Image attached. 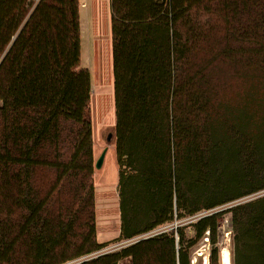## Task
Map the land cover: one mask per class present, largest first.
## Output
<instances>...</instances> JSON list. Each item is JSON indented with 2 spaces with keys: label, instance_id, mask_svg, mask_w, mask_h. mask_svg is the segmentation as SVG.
Here are the masks:
<instances>
[{
  "label": "trees",
  "instance_id": "1",
  "mask_svg": "<svg viewBox=\"0 0 264 264\" xmlns=\"http://www.w3.org/2000/svg\"><path fill=\"white\" fill-rule=\"evenodd\" d=\"M81 4L0 0V264H190L207 231L219 264L227 212L234 264H264V195L218 210L264 190V0H111L119 239L178 225L105 252Z\"/></svg>",
  "mask_w": 264,
  "mask_h": 264
},
{
  "label": "rangeland",
  "instance_id": "2",
  "mask_svg": "<svg viewBox=\"0 0 264 264\" xmlns=\"http://www.w3.org/2000/svg\"><path fill=\"white\" fill-rule=\"evenodd\" d=\"M110 5L111 0H82L81 4L82 56L79 66L88 68L91 73L92 98L90 113L93 120L95 161L104 148L108 147L102 167L100 169L95 168L94 174L96 227L97 230L99 227L101 232L105 230L108 236L103 234L102 240L108 241L102 242L106 246L99 252L116 249L126 242V240H120V236L111 238L112 235H120L121 216L120 203L117 196L119 174L115 145L116 116ZM245 92V100L250 113L260 110L263 105L261 99L264 98V84L252 72L248 73L246 78ZM109 133H112L110 141H108ZM262 195H264V190L227 203L218 208V210H226L236 204L244 203ZM213 212L210 211L207 214H212ZM203 213L205 214L206 212ZM197 215L201 216L202 213ZM199 216L189 218L188 222L196 220ZM175 223L171 225H175ZM171 225L160 227L167 229ZM218 225V241L216 246L219 250V264H227L226 255L228 252H230L231 264H234L235 230L231 214L229 212L225 213L220 218ZM187 234L190 237H196V232L192 227H188ZM208 236L209 234H205L191 248L190 259H192V262L195 256L196 260L199 261L201 259V255L197 256L196 254L201 248L206 247L211 263L212 244ZM98 237L100 241V235Z\"/></svg>",
  "mask_w": 264,
  "mask_h": 264
},
{
  "label": "bare ground",
  "instance_id": "3",
  "mask_svg": "<svg viewBox=\"0 0 264 264\" xmlns=\"http://www.w3.org/2000/svg\"><path fill=\"white\" fill-rule=\"evenodd\" d=\"M196 255L197 256L201 255V259L198 261V260H196V256H195L193 262L191 259V264H209V260H208L209 259V253H208L206 247L201 248L200 251H198ZM230 258H231L230 252H228V254L226 255L227 264H231Z\"/></svg>",
  "mask_w": 264,
  "mask_h": 264
},
{
  "label": "water",
  "instance_id": "4",
  "mask_svg": "<svg viewBox=\"0 0 264 264\" xmlns=\"http://www.w3.org/2000/svg\"><path fill=\"white\" fill-rule=\"evenodd\" d=\"M111 138H112V133H109L108 141H110ZM107 151H108V147H105L102 153L100 154V156L98 157V159L95 161L94 166L96 169H100L102 167Z\"/></svg>",
  "mask_w": 264,
  "mask_h": 264
},
{
  "label": "crops",
  "instance_id": "5",
  "mask_svg": "<svg viewBox=\"0 0 264 264\" xmlns=\"http://www.w3.org/2000/svg\"><path fill=\"white\" fill-rule=\"evenodd\" d=\"M81 2H82V0H81ZM84 2V1H83ZM87 2V1H86ZM116 145V144H115ZM118 174H119V166H118ZM118 182H119V180H118ZM117 196H118V199H119V203H120V196H119V187H118V191H117ZM120 216H121V212H120ZM104 232V233H103ZM103 232H101L100 230H99V227H98V230H97V238L99 239V237H98V235H100V241L99 242H105V241H108V240H102V236H104V235H106L107 236V233L105 232V230L103 231ZM104 234V235H103ZM120 234H121V231H120ZM117 236H120L119 234H116V235H112L111 236V238H115V237H117ZM108 237V236H107ZM110 237V236H109ZM133 239H135V238H133ZM133 239H130V240H133ZM130 240H126V242H128V241H130ZM123 241H125V240H123Z\"/></svg>",
  "mask_w": 264,
  "mask_h": 264
},
{
  "label": "built area",
  "instance_id": "6",
  "mask_svg": "<svg viewBox=\"0 0 264 264\" xmlns=\"http://www.w3.org/2000/svg\"><path fill=\"white\" fill-rule=\"evenodd\" d=\"M83 5H85V4L83 3ZM207 213H210V211H206L205 214H207ZM202 215H204V213H202ZM195 216H199V215H195ZM195 216H194L193 218H195ZM177 225H178V223L176 222L175 225H174V227H177ZM159 230H160V229L154 230V231H152V232H150V233H148V234H145V235H142V236L136 237V238L133 239V240H136V239H138V238H140V237H144V236H148V235L155 234V233L159 232ZM207 234H208V231H207ZM133 240H130V241H133ZM208 260L210 261V259H208ZM77 261H78V260L70 261V262H67V263H64V264H75ZM121 264H129V263H128V262H123V263H121ZM190 264H191V259H190ZM210 264H211V263H210Z\"/></svg>",
  "mask_w": 264,
  "mask_h": 264
}]
</instances>
